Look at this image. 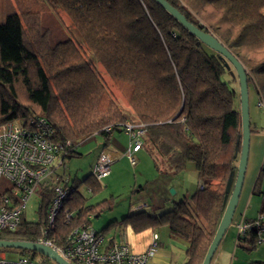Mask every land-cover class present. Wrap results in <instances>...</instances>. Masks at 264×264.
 Listing matches in <instances>:
<instances>
[{"label": "trees", "instance_id": "1", "mask_svg": "<svg viewBox=\"0 0 264 264\" xmlns=\"http://www.w3.org/2000/svg\"><path fill=\"white\" fill-rule=\"evenodd\" d=\"M167 2L243 64L249 99L253 92L264 104V0ZM237 98L235 69L230 64L227 68L224 59L154 0H0V125L45 118L54 139L71 145L65 166L94 135H101L108 146L115 133H123V124L132 123V115L146 128L145 146H152L175 174L194 163L201 185L160 216L133 211L121 224L135 233L168 227L187 245L184 264H202L227 206L242 145ZM81 184L94 195L102 190L92 175L74 182L77 190L51 234L57 247L66 245L75 230L91 227V217L112 208L109 200L88 205ZM37 192L39 221L29 223L23 217L15 232L0 233V241L36 243L55 186H40ZM253 194L262 196L264 216V164ZM117 223L100 232H110ZM251 235L255 244L256 234Z\"/></svg>", "mask_w": 264, "mask_h": 264}, {"label": "built area", "instance_id": "2", "mask_svg": "<svg viewBox=\"0 0 264 264\" xmlns=\"http://www.w3.org/2000/svg\"><path fill=\"white\" fill-rule=\"evenodd\" d=\"M258 107L264 109V104L259 102ZM121 127L130 140L126 156L130 165L135 167V154L143 146L146 128L130 122ZM110 130L111 127L106 128V131ZM54 135V130L46 119L38 116L25 123L11 121L0 125V233L15 232L18 229L29 200L40 186H55V196L36 243L50 247L70 264H149L159 248L157 234L153 236L147 251L142 254L134 253L125 241H111L93 227L75 230L66 245H55L51 234L56 228L57 218L77 188L65 175L58 174V170L64 167L71 145L69 142H57ZM113 162L111 153L102 152L91 175L102 182L109 177ZM3 180L8 184L3 186ZM87 191L91 192L90 189ZM145 208L147 205L142 203L134 207L133 211ZM236 227L239 240L255 233L257 242L264 243V216L259 215L251 220L242 216ZM17 252L19 257L12 261L8 260L7 251L0 249V264H50L48 261L40 262L21 250Z\"/></svg>", "mask_w": 264, "mask_h": 264}, {"label": "rangeland", "instance_id": "3", "mask_svg": "<svg viewBox=\"0 0 264 264\" xmlns=\"http://www.w3.org/2000/svg\"><path fill=\"white\" fill-rule=\"evenodd\" d=\"M63 19L71 29H74L66 16H63ZM98 71L105 82L111 86L112 82L102 67H99ZM112 89L124 111L130 112L126 101L120 96L119 92L115 88ZM257 103L254 93L251 92L250 120L252 121V128L254 130V123H256L259 130H264V110L258 108ZM236 105L240 108V98H237ZM114 136L116 149L109 144L105 147V139L101 135H94L78 146L81 155L66 162L65 166L58 170L60 175H66L70 183L74 185L76 180H83L91 175L95 159L99 153L113 150L120 155L119 160L111 167L110 177L101 182L102 191L99 194L94 195L91 193L90 195L87 193V187L84 184L79 185V191L86 196L90 205H97L105 200H109L112 204L111 210L105 211L98 219L94 220L92 225L94 229L100 231L102 228L108 226L109 223L113 221L120 222L123 218L128 216L130 213L132 196L141 188L146 191V196L149 198V201L155 204V206H159L157 214L171 210L174 206V201L180 202L181 193L178 191V194H175L180 186L184 185L188 192H193L196 189L199 177L194 163H188L186 168L182 172L177 173V175L170 173L168 170L169 166L165 159L153 149L152 146L146 145L136 154L137 165L132 167L127 158H125L130 142L129 137L124 132L115 133ZM143 141H145V139ZM154 161L157 162L162 172L156 170ZM234 176L236 177V170L232 175V182L235 179ZM2 182L3 186L8 184L5 180ZM259 197L262 198V196ZM185 198H183V200ZM40 199L38 192H36L29 200L24 216L27 222L36 223L39 221L38 211ZM150 209L151 208H148V210ZM252 211L255 212V210ZM227 239L228 238H226V240ZM230 243L232 244L229 245L227 240L225 245L220 244L218 250L214 254L211 264H256L252 261H258L260 258L254 256V251L259 250L260 253H262L264 248L263 246H256L255 249H252L250 244H244L238 248L236 247L235 239ZM244 246H246V248ZM182 252L183 249L178 246L176 249L175 261L179 262L182 259ZM26 253L31 254L29 251H26ZM18 257L19 254L17 250L7 249L8 260L13 261ZM47 260L50 264H56L49 259Z\"/></svg>", "mask_w": 264, "mask_h": 264}, {"label": "crops", "instance_id": "4", "mask_svg": "<svg viewBox=\"0 0 264 264\" xmlns=\"http://www.w3.org/2000/svg\"><path fill=\"white\" fill-rule=\"evenodd\" d=\"M256 100H257V98H256ZM257 106H258V103H257ZM131 119H132L131 122L133 124H135V125L138 124L132 115H131ZM254 124H255V128L253 130L252 121H251L250 153H249L248 166H247V171H246V176H245V181H244L242 193H241L239 203H238V206H237V209L235 212L234 220H233L231 226L228 228V230L225 234V238H224L223 242L221 243V244L225 245L227 240H228V244L231 245L233 242L232 243H230V242L235 239L236 247H238V248L240 246H243L244 244H250L252 249H255L256 246H263L264 247V243L259 244L257 242V240H256L255 244L251 243L252 238H254V237H252L251 234L247 235V237H245L244 239L239 240L238 239V233H237V227H236V223L238 222V220L242 216L248 220L255 219L256 217H258L260 215V208H261L262 201H263V199L261 197L253 194V189H254L256 179H257V177L260 173V170L264 164V130H262V129L259 130L257 124L256 123H254ZM118 133H120V132H118ZM143 144H144V141H143ZM109 145L113 146V148L116 149L115 136L114 135L111 137ZM144 147H145V144L142 146L141 150ZM76 151L79 153V155H81V153L79 152V147H77ZM140 151H138L137 153H139ZM108 152L111 153L113 158H114L113 164L116 163L119 160L120 155L117 152H114L113 150L108 151ZM100 154L101 153H99L97 155V157L95 159V163H96ZM136 154H135V156H136ZM125 158H127L126 154H125ZM127 160H128V158H127ZM66 162H68V161L66 160ZM113 164H112V166H113ZM238 164H239V161H238ZM238 164H237V168H238ZM168 170L170 171V173H173L171 171L170 167L168 168ZM173 174H175V173H173ZM110 175H109V177H110ZM236 176H237V169H236ZM109 177H107L106 179H108ZM106 179H104V180H106ZM235 181H236V177H235L233 182L231 180L229 182V185H228L229 196H228L227 203H228L230 196L232 194V191L234 189ZM200 185H201V182L199 180L196 189L193 192L190 191L191 193L188 192V190H186L184 185L180 186L179 190L177 189L175 194H178V191L181 193V199H180V202H181V201H183V198L186 197L185 199H187V198L191 197L197 190H199ZM87 193L91 195V192L89 193L87 191ZM146 195H147L146 191H144L142 188L137 190L134 193V195L132 196V199H131V206H130L129 215L134 213L133 212L134 207H136L137 205L142 204V203L147 205V208H145L143 211H147L148 213L154 214L156 216H160L161 214H163V213L157 214L158 210H159V206H155V204L150 202L149 198ZM173 203L175 205L179 202L174 201ZM88 205H90L89 202H88ZM148 208H151V209L148 210ZM252 210H255V212ZM98 218L99 217H91L92 225H93L94 220L98 219ZM113 222H118L117 226L113 230H111L110 232L104 233L106 235V237H108L111 241H125L130 246L131 250L136 254H142V253L146 252L147 249L149 248L152 240H153V236L155 234H157L159 236V248L156 250L155 254L150 259L149 264H184V255H185V250H186L187 245L184 242H182L181 240H179L178 238H176L175 236H173L169 232L168 227L165 226V227H160V228H156V229H148V230H145V231L140 232V233H135L130 226L122 225L121 221L120 222L119 221H113ZM113 222H111V223H113ZM97 231H99V230H97ZM226 238H228V239L226 240ZM255 238H256V235H255ZM177 245L179 247H181V249H183L182 257H181L182 259L179 262L175 261L176 249L178 247ZM244 247L246 248V246H244ZM254 254H255L254 256H256V258L258 257L260 259H258V261L254 260L252 262L256 263V264H264V248H263L262 253H260L259 250H255Z\"/></svg>", "mask_w": 264, "mask_h": 264}, {"label": "water", "instance_id": "5", "mask_svg": "<svg viewBox=\"0 0 264 264\" xmlns=\"http://www.w3.org/2000/svg\"><path fill=\"white\" fill-rule=\"evenodd\" d=\"M173 17H175L187 30L195 35L203 44L208 48L215 51L220 58L226 61V67L229 68V64L235 69L240 92V113H241V125H242V145L239 157V164L237 168V176L234 185V189L227 203L226 209L219 223L216 234L213 241L206 253V256L202 264H211V261L216 253L219 245L221 244L228 228L231 226L235 212L239 203V199L242 193L248 160L250 153L251 142V120H250V99H249V84L246 70L243 64L211 33L200 30L193 24H191L183 14L177 9L172 7L167 0H154ZM0 249L21 250L37 253L49 259L56 264H70L59 256V254L48 246L31 243L26 241H0Z\"/></svg>", "mask_w": 264, "mask_h": 264}]
</instances>
